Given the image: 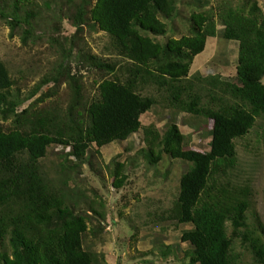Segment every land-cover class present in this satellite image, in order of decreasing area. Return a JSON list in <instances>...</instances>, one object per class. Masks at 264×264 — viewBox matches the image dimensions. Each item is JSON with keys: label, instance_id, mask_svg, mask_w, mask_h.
<instances>
[{"label": "trees", "instance_id": "obj_1", "mask_svg": "<svg viewBox=\"0 0 264 264\" xmlns=\"http://www.w3.org/2000/svg\"><path fill=\"white\" fill-rule=\"evenodd\" d=\"M23 1L27 0H18ZM16 5L14 13L19 9ZM88 13L113 40L117 54L131 64L117 73V62L86 55L91 66L115 75L96 83L97 96L84 107L85 116L79 111L62 115L33 111L26 116L29 109H24L19 113L21 103L12 92L15 81L0 58V115L4 120L12 115L14 122L10 128L0 125V264H96L97 255L84 247L89 218L67 203L63 188L50 182L41 160L52 145H63L70 147L67 156L76 160L72 168L77 170L79 163L87 162L92 145L99 151L137 133L143 126L141 116L158 103L157 97L139 90L147 85L164 91L170 107L214 122L209 152L186 149L176 121L164 131L154 124L144 127L146 145L140 151L149 163H158L164 153L190 163L180 178L178 198L165 217L192 226L181 235V242L190 246L189 264H242L235 250L238 237L248 243L254 263L264 264V239L257 231H248L250 210L260 221L253 192L249 185L230 179L239 162L236 140L248 135L257 118L264 116L263 9L257 2L249 14L232 7L219 9L224 37L239 42L237 74L233 81L196 75L195 79L210 85L206 88L209 102L189 78L195 57L204 51L208 38L218 34L215 13H193L191 33L165 44L151 35L167 34L164 19L176 15L177 0H95ZM84 16V10H79L72 18L77 31ZM70 80L78 99L77 76L71 74ZM120 166L113 182L116 188L128 179ZM58 180L68 186V178Z\"/></svg>", "mask_w": 264, "mask_h": 264}, {"label": "rangeland", "instance_id": "obj_2", "mask_svg": "<svg viewBox=\"0 0 264 264\" xmlns=\"http://www.w3.org/2000/svg\"><path fill=\"white\" fill-rule=\"evenodd\" d=\"M17 2L0 0V58L15 81L12 92L21 103L17 111L29 109L26 116L33 111L61 115L79 111L85 116L84 107L97 96L96 83L115 75L91 66L86 55L94 54L108 63L117 62V73L124 72L121 68L131 64L117 54L110 36L90 20L88 12L95 0ZM255 2L264 12V0H177L176 15L164 19L167 34L151 35L155 41L165 44L170 38L191 33L193 13H215L218 34L209 37L204 51L195 57L189 78L198 91L202 89L206 94L205 102L211 101L207 93L210 85L195 79L196 75H217L223 81H233L237 74L239 42L224 37L219 9L232 7L249 14ZM16 4L19 9L14 13ZM79 10H84L85 22L77 31L72 18ZM13 19L18 23L12 25ZM71 74L77 76L81 88L78 99L73 96ZM139 90L157 97L158 103L141 116L143 126L137 133L127 140L107 144L99 151L92 145L87 162L79 163L77 170L72 168L76 160L67 156L70 147L54 144L41 160L42 167L50 182L63 188L67 203L75 205L77 212L89 218L84 247L97 255L96 264H109L108 260L110 264L111 260L113 264H189L186 255L190 246L181 242V235L191 226L177 225L165 217L178 198L180 178L190 163L172 159L166 153L158 163H149L140 151L146 145L144 127L154 124L164 131L169 123L176 121L185 135L186 149L209 152L214 122L170 107L165 92L154 85L142 86ZM13 124L12 115L5 120L0 115L3 128ZM236 146L239 162L230 179L251 187L260 221L250 210L248 231H257L264 239L260 226L264 229L263 115L257 118L248 135L236 140ZM119 164L120 172L128 179L121 188H116L113 182ZM63 177L68 178V186L58 182ZM232 230L228 224L229 234ZM234 243L242 264H255L248 243L242 237ZM165 252L169 254L165 256Z\"/></svg>", "mask_w": 264, "mask_h": 264}, {"label": "crops", "instance_id": "obj_3", "mask_svg": "<svg viewBox=\"0 0 264 264\" xmlns=\"http://www.w3.org/2000/svg\"><path fill=\"white\" fill-rule=\"evenodd\" d=\"M191 226V225H190ZM192 227V226H191ZM190 227V228H191ZM109 257V256H108ZM104 260H106V259H104ZM106 263H107V261H106ZM108 263L110 264V260H108ZM111 264H113V262H112V260H111Z\"/></svg>", "mask_w": 264, "mask_h": 264}]
</instances>
